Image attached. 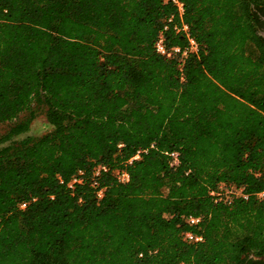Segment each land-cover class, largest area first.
I'll list each match as a JSON object with an SVG mask.
<instances>
[{
  "label": "trees",
  "instance_id": "trees-1",
  "mask_svg": "<svg viewBox=\"0 0 264 264\" xmlns=\"http://www.w3.org/2000/svg\"><path fill=\"white\" fill-rule=\"evenodd\" d=\"M180 1L181 70L153 48L171 0H0V125L28 109L0 134V264H264V0ZM32 102L47 130L16 139Z\"/></svg>",
  "mask_w": 264,
  "mask_h": 264
},
{
  "label": "built area",
  "instance_id": "built-area-1",
  "mask_svg": "<svg viewBox=\"0 0 264 264\" xmlns=\"http://www.w3.org/2000/svg\"><path fill=\"white\" fill-rule=\"evenodd\" d=\"M175 3L178 12L179 22H173L172 15H169L164 19L162 28L158 31L156 38L153 43V48L155 52L166 57L175 59L178 65L179 70H181L182 65L185 59L190 54H196L198 52L199 46L196 40L189 33L188 25L182 20V12H183V3L180 0H171ZM172 24V28L175 32H182L185 37V43L183 45H170L168 46L165 43L164 31L168 28V26ZM182 77V76H181ZM144 151L142 149H138L127 162H131L133 159L139 158L140 153ZM170 157L171 164H176L178 162L177 152L170 151L167 152ZM108 170V167L105 164H96L91 172L90 177V185L95 189V195L100 198L103 194V188L98 186L97 177L101 172H105ZM116 177L120 181H126L128 179V174L124 169H115L114 170ZM262 172H255L256 175H260ZM264 176V171H263ZM85 179V173L83 170L78 169L67 181L68 187H73L75 183H81ZM62 181V180H60ZM209 195L213 198L215 202H223L230 203L234 198L241 197L247 198L248 193L245 191L243 185H237L234 183H226L221 182L216 187L210 189L208 191ZM255 195L260 198L264 195V189L255 193ZM26 202H21L19 204L20 207H24ZM185 220L188 223L194 224L200 220L199 216L187 215L185 216ZM184 238L190 241H199L201 240L200 235L193 234L189 231L184 233ZM184 264V263H181Z\"/></svg>",
  "mask_w": 264,
  "mask_h": 264
},
{
  "label": "rangeland",
  "instance_id": "rangeland-1",
  "mask_svg": "<svg viewBox=\"0 0 264 264\" xmlns=\"http://www.w3.org/2000/svg\"><path fill=\"white\" fill-rule=\"evenodd\" d=\"M30 108L34 111V118L31 120L29 124L28 131L26 133L19 134L16 137V139L20 140L26 134H41L47 130L46 120L40 108L34 102H32ZM27 114H28V109L23 110L22 112L19 113V115L16 117L15 120L2 123L0 125V134L3 133L10 124H12L15 121H18L21 118H24L25 116H27Z\"/></svg>",
  "mask_w": 264,
  "mask_h": 264
},
{
  "label": "flooded vegetation",
  "instance_id": "flooded-vegetation-1",
  "mask_svg": "<svg viewBox=\"0 0 264 264\" xmlns=\"http://www.w3.org/2000/svg\"><path fill=\"white\" fill-rule=\"evenodd\" d=\"M259 27L258 33L264 38V14L258 12Z\"/></svg>",
  "mask_w": 264,
  "mask_h": 264
}]
</instances>
